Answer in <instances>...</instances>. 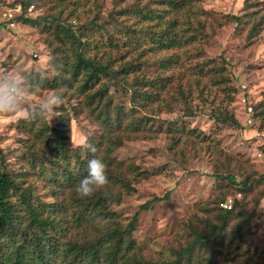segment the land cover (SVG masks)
<instances>
[{"label": "rangeland", "instance_id": "obj_1", "mask_svg": "<svg viewBox=\"0 0 264 264\" xmlns=\"http://www.w3.org/2000/svg\"><path fill=\"white\" fill-rule=\"evenodd\" d=\"M20 1L0 0V75L15 73L30 85L38 80L46 86L26 92L23 111L29 115L0 114V147L7 173L29 190L32 202L61 203L68 193L64 185L47 184L49 174L38 177L30 168L33 150L45 154L38 141L21 142L25 125L44 121L48 127L64 126V142L80 154L86 170L93 157L104 162L109 183L96 191L113 198L108 208L120 226L136 215L130 236L141 264H171L188 243L197 261L212 254V264H264V109H256L264 99V0H185L175 19L167 0H34L30 10L8 20V10ZM141 6L161 17L147 24L136 17ZM251 13L242 24L230 19ZM47 15L60 17L80 42L83 57L107 69L101 83L109 88L94 103L109 110L108 124L96 118L86 96L47 86L55 77L70 76L63 51L76 52L70 43L52 52L42 26L18 20ZM261 18V28L249 38ZM141 29L154 37L139 48L121 44L139 40ZM169 39L180 48L160 49L158 43ZM126 64L132 69L122 77ZM148 92L155 101H145ZM53 93L61 97L59 105L42 110ZM189 112L194 116L187 117ZM223 112L238 126L215 119ZM82 138L97 151L81 147ZM227 174L250 185L241 202L245 212L229 220L223 245L194 243L196 232L220 226L215 204L223 193H235Z\"/></svg>", "mask_w": 264, "mask_h": 264}, {"label": "trees", "instance_id": "obj_2", "mask_svg": "<svg viewBox=\"0 0 264 264\" xmlns=\"http://www.w3.org/2000/svg\"><path fill=\"white\" fill-rule=\"evenodd\" d=\"M167 2L168 9L173 12L171 15L175 19L185 0H167ZM33 3L34 0L20 1L19 5L22 12H25L29 6H33ZM73 5L74 9L69 14L75 12L78 3L75 2ZM135 11L136 17L142 18L147 24L151 20L161 17V15L155 14L156 10L153 13L145 11L144 6L136 7ZM162 11H165V9L163 8ZM184 12L186 13V11ZM248 14L242 18L231 16L230 19L242 24L249 21L248 17L252 18L253 13ZM18 20L22 24L33 27L40 28L42 26L46 43L52 52L55 50L53 48L65 47L68 43H70L69 48L76 45V52L64 50L62 56L65 58L70 76L67 79L66 77H55L47 82V86L54 88L61 85L60 89H63L64 93L73 89L75 95L86 96L88 106H93L94 112L98 111L96 118L108 124L110 120L109 110L106 107L101 108L99 103H94L95 99H102L109 88V86L101 83L102 78L108 73L105 66L83 57L80 51V42L72 32L66 30L68 26L63 24L60 17L50 15L35 19L19 17ZM262 20L261 18L257 24L249 29V38L257 34L258 29L261 28ZM173 23L174 21L171 24ZM142 29L138 31L143 33L139 40H130L129 45L121 44L139 48L154 37L153 32L143 31ZM54 33L57 35L55 38L52 37ZM110 38L111 36L107 39ZM166 42L168 43L166 44ZM166 42L158 43L160 49H176L180 48L181 45L173 39ZM116 45L117 43L114 44L115 47ZM125 67L122 71V77H126L130 73L131 64H126ZM202 71L204 73L203 69ZM30 83L38 85L40 88L46 86L44 82L38 80H32ZM145 99L147 102L155 101L149 92ZM230 101L231 98L228 102L230 103ZM257 108L264 109V99L256 105ZM113 111L116 115L120 112L118 109L115 111V107ZM186 116L192 117L194 115L189 112ZM31 119L32 117L29 118V120ZM215 119L224 121L230 126H238L237 121L233 116L227 115V112H223L221 116ZM42 122L43 124H41ZM145 123L139 121L140 125ZM19 125L23 127V122L17 124L22 133L23 128L21 129ZM25 127L26 133L22 134L21 142H26L27 139H30V141L36 139L40 149L45 153L41 155L36 150L30 152V168L36 171L38 177L49 174L47 184L50 186L56 183L64 185L68 188V193L61 203L36 204L35 201L32 202L28 193L29 190L22 189L19 181L10 177L7 173L4 153L0 147V264H141L138 259L141 257L140 253L130 236L136 223V215L126 227H122L116 216L108 208L109 201L113 198H108L106 194L96 190L88 197H81L76 191L79 181L87 175V170L84 167V162L80 159V154L69 149L65 144L66 137L64 134L66 130L64 126L48 127L44 121L38 122L37 125L30 121ZM190 131L191 134L195 133V130ZM112 146L113 144L110 141L109 147ZM32 156L37 163L31 159ZM64 162L67 164L66 166H64ZM53 167L54 170L51 172ZM227 177L234 184L235 193L234 195L223 193V197L215 204V208L220 213V226L217 231L210 227V231L207 233L200 234L196 232L193 238L194 243L203 241L209 247L223 245V240L229 229V220L232 218L237 219L245 212L243 211L244 205L241 202L250 185L247 181H242L241 184L235 182V178L231 174H227ZM237 195L239 197H236ZM230 197L234 198L231 209L221 208L220 204ZM70 232H72L71 236L68 237ZM93 233L95 234L94 237H92ZM234 234L233 237H229V240L234 239L237 232H234ZM194 249L192 244H186L184 248L176 253V259L171 264L216 263L212 254H209L206 259L200 258L197 261L193 255Z\"/></svg>", "mask_w": 264, "mask_h": 264}, {"label": "clouds", "instance_id": "obj_3", "mask_svg": "<svg viewBox=\"0 0 264 264\" xmlns=\"http://www.w3.org/2000/svg\"><path fill=\"white\" fill-rule=\"evenodd\" d=\"M33 85H30L26 78L17 76L15 73L0 75V114L4 115H20L27 116L24 109L25 94ZM61 97L53 93L44 103L42 110H53L60 103ZM79 145L89 152L95 153L96 147L89 144L86 139L82 138ZM104 162L97 157H93L88 161L87 175L83 177L76 191L81 197L90 196L95 190L109 183L105 171Z\"/></svg>", "mask_w": 264, "mask_h": 264}, {"label": "built area", "instance_id": "obj_4", "mask_svg": "<svg viewBox=\"0 0 264 264\" xmlns=\"http://www.w3.org/2000/svg\"><path fill=\"white\" fill-rule=\"evenodd\" d=\"M32 6H29V8L27 10H30ZM21 6L19 4H17L13 9L12 11L11 10H8V20L12 19L13 18V14L12 13H21ZM9 25L10 27H12L14 25V22L13 21H10L9 22ZM242 102H245V98L242 99ZM247 112L248 114L251 116L252 114V108L251 106H247ZM249 122H251V120H249ZM261 155V154H259ZM236 197H239V195H237ZM233 200L234 198L230 197L228 199H226L223 203L220 204V207L223 208V209H226V210H229L231 209L232 207V204H233Z\"/></svg>", "mask_w": 264, "mask_h": 264}]
</instances>
